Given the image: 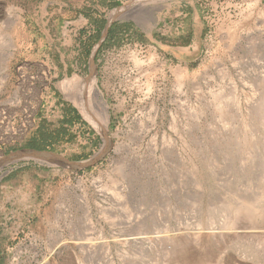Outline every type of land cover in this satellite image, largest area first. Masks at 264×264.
<instances>
[{
  "label": "rangeland",
  "instance_id": "374dc122",
  "mask_svg": "<svg viewBox=\"0 0 264 264\" xmlns=\"http://www.w3.org/2000/svg\"><path fill=\"white\" fill-rule=\"evenodd\" d=\"M0 264H264V0H0Z\"/></svg>",
  "mask_w": 264,
  "mask_h": 264
},
{
  "label": "trees",
  "instance_id": "16d2710c",
  "mask_svg": "<svg viewBox=\"0 0 264 264\" xmlns=\"http://www.w3.org/2000/svg\"><path fill=\"white\" fill-rule=\"evenodd\" d=\"M103 26H104V22H101L99 25L96 26L97 34L95 36H93V38H91L90 42L87 44L86 52H85L86 55L89 54L90 48L92 47V43L91 42L93 41V39H96L98 37V35L100 34L101 30L103 29ZM123 27H126L125 30H122L121 29L122 26L118 25V23H113L107 30L106 37L103 40L102 45L100 46V50L102 48H104V47L112 46L114 44H117L118 42L111 43L110 41L112 39H117V37H123L125 34H127L128 29H129L130 26L123 25ZM71 111H73V110H71ZM62 123L63 124L67 123V124L71 125L72 124V120L64 119ZM40 130L43 131V128L40 127ZM41 131H40V133H41ZM63 131L64 130H62V129L56 131V133H55L56 136L55 137L48 138L47 140L46 139L42 140V142L41 141L38 142V140L32 139L24 146V148L25 149L36 150V151H42V150H44L46 148H49L51 150L52 145L56 144V143H58L60 141L61 136L64 134ZM69 140H70V138L68 139V141Z\"/></svg>",
  "mask_w": 264,
  "mask_h": 264
},
{
  "label": "bare ground",
  "instance_id": "6f19581e",
  "mask_svg": "<svg viewBox=\"0 0 264 264\" xmlns=\"http://www.w3.org/2000/svg\"><path fill=\"white\" fill-rule=\"evenodd\" d=\"M42 154H36L34 152H31V151H22V152H19V153H16V154H13L12 155V158H18V159H24V158H35L37 156H41ZM46 158H49V159H53L52 157H48L45 155ZM38 159V158H37ZM55 160V159H54ZM8 161V160H7ZM8 163V162H7ZM249 206V205H248ZM248 206H246L247 208H249ZM246 207H244V209H246ZM248 211V210H246Z\"/></svg>",
  "mask_w": 264,
  "mask_h": 264
},
{
  "label": "water",
  "instance_id": "95a60500",
  "mask_svg": "<svg viewBox=\"0 0 264 264\" xmlns=\"http://www.w3.org/2000/svg\"><path fill=\"white\" fill-rule=\"evenodd\" d=\"M111 24H112V22H111V21H108L107 26H106L105 29H104V34H103V37H102V41H103V39L106 37L107 30H108V28L111 26ZM22 151H31V152H34V153H36V154H42V153L37 152V151H35V150H29V149L20 150V151H17V152H22ZM17 152H14V153L10 154L8 157H10L11 155H13V154H15V153H17ZM43 154H45V153H43ZM46 154H48V153H46ZM49 155H50V154H48V156H49ZM8 157H6V158H8ZM50 157H52L53 159L55 158V157H53L52 155H50ZM20 161H21V160H20Z\"/></svg>",
  "mask_w": 264,
  "mask_h": 264
}]
</instances>
